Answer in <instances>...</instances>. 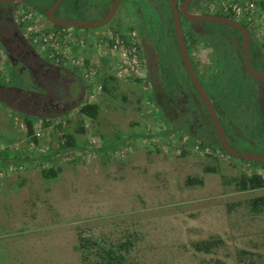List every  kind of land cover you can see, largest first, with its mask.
<instances>
[{
	"label": "rangeland",
	"instance_id": "obj_1",
	"mask_svg": "<svg viewBox=\"0 0 264 264\" xmlns=\"http://www.w3.org/2000/svg\"><path fill=\"white\" fill-rule=\"evenodd\" d=\"M133 10L122 0L106 25L68 27L84 31L78 39L86 42L94 39L91 31L109 25L140 30ZM252 24L264 32V15ZM106 63L103 57L95 61L92 79L85 82L87 93L92 90L86 102L96 101L98 114L84 120L83 133L76 132L77 107L53 119H35L42 134L32 144L22 114L0 103V147L24 160L21 171L1 170L10 175L0 178V264H81L79 234L106 242L130 240L129 257L138 264H264V213L254 214L245 204L263 194L264 186L238 189L231 181L253 171L264 177V169L219 149L201 153L192 148L197 142L186 138L192 142L187 146L176 132L157 134L161 124L169 125L156 113L146 82L119 76ZM110 76L114 80L105 91L101 86ZM15 77L16 84L28 81ZM61 133L73 134L87 147L56 151L52 163L28 159L59 149ZM49 163L58 174L44 178L40 169ZM196 177L202 184L187 183ZM217 236L223 242L211 252L191 245Z\"/></svg>",
	"mask_w": 264,
	"mask_h": 264
},
{
	"label": "flooded vegetation",
	"instance_id": "obj_2",
	"mask_svg": "<svg viewBox=\"0 0 264 264\" xmlns=\"http://www.w3.org/2000/svg\"><path fill=\"white\" fill-rule=\"evenodd\" d=\"M55 1L0 0V103L35 119L59 117L79 108L87 99V78L80 73L77 64L61 60L54 48L43 42L48 31L70 28L52 23L47 11L57 19L96 20L107 13L113 2L59 0L56 4ZM129 2L133 5L131 13H134L133 19L139 23L140 30L109 25L91 31V36L94 38L107 31L134 30L142 60L138 76L148 85L156 113L164 115L167 123L185 139L204 140L210 142L209 148L221 150L223 147L207 106L181 59L171 1ZM175 2L192 70L204 88L229 144L236 151L264 156V77L253 76L247 61L248 57L254 67L264 70V32H259L258 26L244 17L225 13L214 4L209 8L208 4L212 3L209 0H190L186 7L188 14L219 15L240 26L186 18L180 11L182 0ZM53 4L56 5L53 7ZM115 13L108 22L96 27L109 23ZM70 29L75 38L85 33ZM93 41L84 48L86 66L98 57ZM106 47L100 51L107 53ZM16 75L21 81H28L13 83ZM76 82V87H72ZM253 113L258 118H253ZM256 162L255 167L264 169V163Z\"/></svg>",
	"mask_w": 264,
	"mask_h": 264
},
{
	"label": "trees",
	"instance_id": "obj_3",
	"mask_svg": "<svg viewBox=\"0 0 264 264\" xmlns=\"http://www.w3.org/2000/svg\"><path fill=\"white\" fill-rule=\"evenodd\" d=\"M257 5L259 9H264V0H258ZM136 79L142 80L139 76H137ZM88 80V79H87ZM114 80L112 76L106 78L103 80L102 83V89L105 91H109V88L111 86V81ZM98 114V103L96 101H88L84 102L79 106L78 109V124L76 127L77 133H83L84 132V120H96ZM165 122H167L166 117L161 116L158 114ZM22 118L25 122V129H24V135L28 138V140L32 144H37V137L34 134V123L36 122L35 118L30 117L28 115H22ZM168 124V123H167ZM169 126L167 128H164L163 124H161L160 131L157 132L159 135H167L174 132H177L175 127H172V125L168 124ZM133 136V134H132ZM59 149H53L49 148L46 152L43 151L42 153H35L33 157L28 158L25 156V158L31 160V162H35L36 160L39 162H43L44 160L52 163V160L54 159V154L56 151L61 150H68L73 148H86L87 146L81 145L79 142L76 141L73 134L71 133H61L59 136ZM185 144L187 146L192 145V142L190 140L185 139ZM195 142L199 143L200 146L205 145H211L210 142L204 141V140H194ZM123 142L121 139L118 143ZM112 145L113 144H108ZM106 146H102L100 148H105ZM187 147L182 148V154L186 152ZM221 151L228 155L223 148H220ZM15 153V152H14ZM7 150V147H3L0 149V163L4 162V166L0 170H3V168L10 167L11 169L15 167L17 170L18 168H23L24 160H21L22 158H18L16 156H12ZM19 155V154H18ZM209 156H211L209 154ZM230 156V155H229ZM232 157V156H231ZM240 160L247 161L251 163L252 165L258 164L254 160L249 159H242ZM49 163V166L42 167L40 169L41 176L44 178H52L57 176V170L53 167L52 164ZM18 169V170H20ZM206 171H214L215 168L213 166H206L204 168ZM21 171V170H20ZM14 173L15 171H11ZM17 172V171H16ZM5 173L3 176H1V179H5L10 174ZM235 184V186L238 189H253V188H260L264 186V177L257 173V172H251V173H244L240 177H234L232 180ZM187 183L190 185L193 184H202V178L196 177V178H188ZM246 206L249 208V210L254 214H261L264 213V193L256 196L249 197L245 201ZM222 238L221 237H212L211 239H205V240H198L192 242V247L195 251H201L204 253H208L213 251L215 248L219 247L222 244ZM132 247V242L130 240L125 241H116V242H106L105 240H99V239H93L91 237H86L84 235L79 234L77 236V249L80 250V263L81 264H138L134 263L130 260L129 257V251ZM245 251L240 250L239 254L242 255ZM218 264H222L219 262Z\"/></svg>",
	"mask_w": 264,
	"mask_h": 264
},
{
	"label": "built area",
	"instance_id": "obj_4",
	"mask_svg": "<svg viewBox=\"0 0 264 264\" xmlns=\"http://www.w3.org/2000/svg\"><path fill=\"white\" fill-rule=\"evenodd\" d=\"M258 0H219L217 4L209 3V8L216 5L221 11L225 13H230L236 17H244L249 23L252 21H257L261 19L264 15L262 9L258 8ZM84 35V34H83ZM82 37V36H80ZM43 42L46 45H51L54 48V53L58 54L62 60H70L77 64L79 71L87 79H92V74L95 70V60L89 61L88 65H84V53L85 47L90 43L86 42L84 39H78L72 36L70 28L59 27L57 29H52L48 31L43 37ZM97 47L98 57L105 58L107 63H109L116 69L119 76H138L141 72V58L139 53V41L134 30L126 31H107L104 34H97L94 37V41ZM105 43L107 47L105 46ZM105 47L109 50L107 53L101 52V48ZM90 48V47H87ZM110 58L113 60L111 61ZM96 60V61H97ZM95 65V66H93ZM92 75V76H91ZM92 90H89L87 97L90 98ZM92 101V100H87ZM34 134L36 137L42 134L41 130L34 127ZM3 147H0V149ZM195 150L201 153H209L210 148L208 145L200 146V144L195 143L193 147ZM3 172L0 170V177Z\"/></svg>",
	"mask_w": 264,
	"mask_h": 264
},
{
	"label": "water",
	"instance_id": "obj_5",
	"mask_svg": "<svg viewBox=\"0 0 264 264\" xmlns=\"http://www.w3.org/2000/svg\"><path fill=\"white\" fill-rule=\"evenodd\" d=\"M170 1H171V5H172V10L174 13V30L176 33L177 43H178L180 54H181V59L183 61L184 67L186 68V70H187V72L191 78L192 83L194 84L196 90L202 96V98H203V100L207 106V111H208L209 116H210V118L214 124V127H215L217 133H218V136L220 138V142H221V145H222L224 151L233 157L242 158V159H249V160H256V161L264 163V156L263 155L256 154V153H249V152H239V151H236L234 148H232V146L229 144V142H228V140H227V138H226V136L222 130V127H221L220 121L217 117V114H216L208 96L206 95L204 88L202 87V85L198 81L194 71L192 70V67H191V64L189 61V57H188V54H187V51L185 48V43L183 40L181 28H180L179 17H178L179 9L177 8L175 0H170ZM189 1L190 0H182L181 6H180V11L186 18H190L193 20H203V19L204 20H216V21H219L221 23H228V24L238 26V27L240 26L236 21H234L232 19H228L226 17L219 16V15H214V14H194V15H192V14H188L186 7H187V4ZM55 2L57 4L59 2V0H57ZM119 2H120V0H113L111 6L108 8L107 13L103 17L96 19V20H85V19H79V18H58L57 19V18H54L52 16L50 11H47V14H48L49 20L54 24L65 25V26H77V27H96V26L103 25L109 21V19L115 13ZM56 4H53V7ZM53 10H54V8H53ZM247 61H248L249 71L251 72V74L253 76H255L256 78H259L260 75H262V77H264V70H260L256 67H254L250 63V61L248 60V57H247Z\"/></svg>",
	"mask_w": 264,
	"mask_h": 264
}]
</instances>
